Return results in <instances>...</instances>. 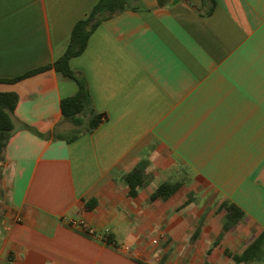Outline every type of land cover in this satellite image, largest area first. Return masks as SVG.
I'll return each instance as SVG.
<instances>
[{"label":"crops","instance_id":"0c3cea01","mask_svg":"<svg viewBox=\"0 0 264 264\" xmlns=\"http://www.w3.org/2000/svg\"><path fill=\"white\" fill-rule=\"evenodd\" d=\"M97 1L0 0V91L18 96L0 264H264V0H127L69 61L104 118L67 141L77 82L10 79L60 57ZM163 182L180 185L152 200Z\"/></svg>","mask_w":264,"mask_h":264},{"label":"trees","instance_id":"16d2710c","mask_svg":"<svg viewBox=\"0 0 264 264\" xmlns=\"http://www.w3.org/2000/svg\"><path fill=\"white\" fill-rule=\"evenodd\" d=\"M126 1L127 0H98L89 13L73 25L69 43L60 57L51 64L10 79V81H17L45 69L54 68L56 71L73 78L77 82V91L73 95L62 98L60 101L61 113L64 118L69 119L77 126L76 132L69 138H66L67 141L76 138L83 132H91L104 118V114L97 112L92 106L86 81L70 68L69 61L72 57L80 55L83 52L89 36L102 20L117 14L128 6ZM17 101L18 96L15 92L0 91V161L3 159L4 149L8 139L15 129L12 113ZM23 127L43 137H48L53 134L56 138H64L61 134L56 132L42 134L28 125L23 124ZM124 179L129 186V194L132 196L135 195L138 186H144L146 184L141 168L137 165L124 174ZM179 185V182H163L151 193L150 198L152 200L157 198L167 199L177 190ZM233 208L237 211V208L234 206ZM238 216L236 212L230 217L236 218Z\"/></svg>","mask_w":264,"mask_h":264},{"label":"built area","instance_id":"2783aa9c","mask_svg":"<svg viewBox=\"0 0 264 264\" xmlns=\"http://www.w3.org/2000/svg\"><path fill=\"white\" fill-rule=\"evenodd\" d=\"M72 224L81 225V224H79L78 222H74V223H72Z\"/></svg>","mask_w":264,"mask_h":264}]
</instances>
